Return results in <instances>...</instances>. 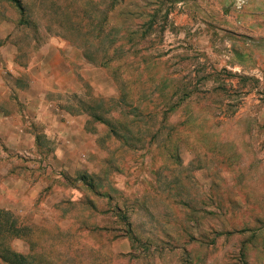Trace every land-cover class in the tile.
I'll list each match as a JSON object with an SVG mask.
<instances>
[{"label":"rangeland","instance_id":"rangeland-1","mask_svg":"<svg viewBox=\"0 0 264 264\" xmlns=\"http://www.w3.org/2000/svg\"><path fill=\"white\" fill-rule=\"evenodd\" d=\"M19 1L23 16L0 0V44L16 26L21 62L51 40L94 62L125 55L86 61L95 80L58 98L99 152L65 177L72 191L55 179L42 194L64 193L55 211L9 212L27 230L18 250L44 264H264V0ZM92 116L125 120L129 146Z\"/></svg>","mask_w":264,"mask_h":264},{"label":"crops","instance_id":"crops-1","mask_svg":"<svg viewBox=\"0 0 264 264\" xmlns=\"http://www.w3.org/2000/svg\"><path fill=\"white\" fill-rule=\"evenodd\" d=\"M6 27L10 32L0 44V210L40 219L56 210L63 192L73 190H67L65 177L75 178L85 168L82 162L99 152L97 137L86 130L88 120L58 101L79 94L82 80L90 84L96 76H85L90 70L85 58L65 42L51 40L45 50L21 62L11 41L16 26ZM55 95L57 100L50 99ZM40 161L47 169L37 175ZM55 179L63 192L42 200ZM20 243L14 240L12 249L28 255L26 244L18 250Z\"/></svg>","mask_w":264,"mask_h":264},{"label":"trees","instance_id":"trees-1","mask_svg":"<svg viewBox=\"0 0 264 264\" xmlns=\"http://www.w3.org/2000/svg\"><path fill=\"white\" fill-rule=\"evenodd\" d=\"M14 4L16 5V9L20 13L21 16L24 15L25 6L22 2L19 0H13ZM101 46V44H99ZM101 50V47L100 49ZM122 55V56H121ZM125 55V52H123L122 48H116L113 49V54L110 55V53L105 49L102 51V57L100 58V61H93L89 59L88 55H84V58L87 62H91L92 64H96L98 67L108 68L109 65H111V62L118 63V67L121 68L123 66L124 59L123 56ZM89 62V63H90ZM126 100V98H124ZM126 107H129L128 101L126 100ZM136 111V108L133 109ZM124 117H128L127 114H123ZM92 119L96 122L98 121L101 124H104L108 129V133L111 136H114L119 139L120 144L122 146H129L128 141V127L123 123L126 122L125 120H119V119H111V120H103L98 116H92ZM127 124V123H126ZM0 262L1 264H44V261L42 259V256L36 253H30L28 255H22L17 252H15L11 245L10 240L17 238H26L27 236L24 234L27 233V230L25 227L17 226V223L15 221H12L9 223V220L11 219V216L9 215V212L1 211L0 210ZM6 220H4V218ZM7 241V242H6ZM31 246V244H30Z\"/></svg>","mask_w":264,"mask_h":264}]
</instances>
